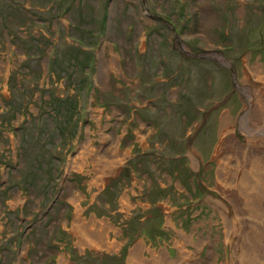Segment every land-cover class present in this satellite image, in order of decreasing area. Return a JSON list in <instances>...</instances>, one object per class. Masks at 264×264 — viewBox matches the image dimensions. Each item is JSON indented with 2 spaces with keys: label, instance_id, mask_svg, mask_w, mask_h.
<instances>
[{
  "label": "rangeland",
  "instance_id": "obj_1",
  "mask_svg": "<svg viewBox=\"0 0 264 264\" xmlns=\"http://www.w3.org/2000/svg\"><path fill=\"white\" fill-rule=\"evenodd\" d=\"M260 102L264 0H0V264H264Z\"/></svg>",
  "mask_w": 264,
  "mask_h": 264
},
{
  "label": "bare ground",
  "instance_id": "obj_2",
  "mask_svg": "<svg viewBox=\"0 0 264 264\" xmlns=\"http://www.w3.org/2000/svg\"><path fill=\"white\" fill-rule=\"evenodd\" d=\"M259 100V97H258ZM260 102V104L258 105V107H256L254 109V111L251 113V115L253 116L252 119L254 118L255 121L260 120L261 116L264 115V103ZM250 106V105H249ZM248 116V115H247ZM244 118L245 121L247 122L248 117ZM263 119V118H262ZM244 121V122H245ZM254 123V122H253ZM248 135H251V132L248 133ZM260 137H262V133L259 132ZM248 138V137H247ZM253 138V137H252ZM252 140V139H251ZM255 142V141H254ZM251 143V142H250ZM260 144V142H259ZM258 144V145H259ZM251 145V144H250ZM256 145V144H255ZM259 148V147H258ZM222 149H227V152H231L232 156H234V158H236L239 162L242 168H246V169H250L253 168L252 170H254L253 173L255 174H259L261 172V175H258L257 177L259 179H264V156H259L255 151V148H251L248 149V147L242 146V145H238L236 144V142L234 141V143H229L227 146H225ZM230 150V151H229ZM224 153V151H223ZM264 153V152H263ZM227 154V153H226ZM228 155V154H227ZM229 156V155H228ZM247 162V165H244V163ZM251 165V166H250ZM240 169V168H239ZM245 169V170H246ZM248 175V174H247ZM247 175L246 177L244 175H242L240 177V185L243 187V190L245 191L244 193L248 192L247 191V187L248 186V179H247ZM256 186V192H258L259 190L262 189V187H259L257 184H255ZM243 192V191H242ZM254 201L252 202V204L250 206H248V209L253 211L254 214H256L258 212V215H263L264 214V200L261 199V195L256 194V197H254ZM247 201V200H246ZM249 202V201H248ZM247 209V208H246ZM248 210V211H249ZM262 212V213H260ZM258 217V216H257ZM261 217V216H260ZM263 218V217H262ZM261 218V219H262ZM253 249V248H251ZM138 250H140L139 246H136L135 249L133 250L134 252H132V257H130V260L134 259L137 260V263H143V264H156L154 262V259L152 257L151 261H145L144 259H141V256L138 253ZM249 251V248H248ZM136 253V254H135ZM251 253V252H250ZM139 255V256H137ZM157 259V258H156ZM159 259V258H158ZM165 261V260H164ZM173 262V261H172ZM161 263V262H160ZM164 264V263H163Z\"/></svg>",
  "mask_w": 264,
  "mask_h": 264
},
{
  "label": "trees",
  "instance_id": "obj_3",
  "mask_svg": "<svg viewBox=\"0 0 264 264\" xmlns=\"http://www.w3.org/2000/svg\"><path fill=\"white\" fill-rule=\"evenodd\" d=\"M166 25L169 27V29L172 31V33H175V29L170 23L166 22Z\"/></svg>",
  "mask_w": 264,
  "mask_h": 264
},
{
  "label": "water",
  "instance_id": "obj_4",
  "mask_svg": "<svg viewBox=\"0 0 264 264\" xmlns=\"http://www.w3.org/2000/svg\"><path fill=\"white\" fill-rule=\"evenodd\" d=\"M174 37H175V36H174ZM188 55H189L190 57H192V58H197V57L199 58V57H200L199 54H198V55H192V54L190 55V54H188ZM231 77H232V76H231ZM231 79H232V81H233V77H232Z\"/></svg>",
  "mask_w": 264,
  "mask_h": 264
},
{
  "label": "flooded vegetation",
  "instance_id": "obj_5",
  "mask_svg": "<svg viewBox=\"0 0 264 264\" xmlns=\"http://www.w3.org/2000/svg\"><path fill=\"white\" fill-rule=\"evenodd\" d=\"M187 56H189V55L187 54Z\"/></svg>",
  "mask_w": 264,
  "mask_h": 264
}]
</instances>
